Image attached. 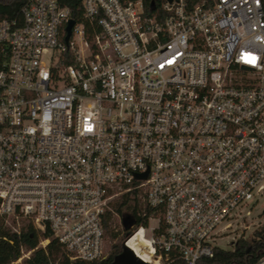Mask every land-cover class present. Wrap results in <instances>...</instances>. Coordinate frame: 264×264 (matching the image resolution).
<instances>
[{"label":"built area","instance_id":"2783aa9c","mask_svg":"<svg viewBox=\"0 0 264 264\" xmlns=\"http://www.w3.org/2000/svg\"><path fill=\"white\" fill-rule=\"evenodd\" d=\"M82 6L75 20L25 0L0 19V227L48 229L70 260H100L105 213L136 191L150 261L127 238L134 259L206 264L226 238L233 250L264 206L262 0Z\"/></svg>","mask_w":264,"mask_h":264},{"label":"trees","instance_id":"16d2710c","mask_svg":"<svg viewBox=\"0 0 264 264\" xmlns=\"http://www.w3.org/2000/svg\"><path fill=\"white\" fill-rule=\"evenodd\" d=\"M58 3L68 8L72 18L78 20L83 10V0H57ZM144 10L148 14H154L160 9L166 0H141ZM25 0H0V19L19 18ZM264 11V0H262ZM63 40V36L61 37ZM68 56V53H65ZM112 209L116 214L109 210L103 218L104 241L109 240L106 256L100 260L83 261L80 259L70 260L65 253L62 245L52 237L48 229L44 231L35 230L30 224L24 225L22 232L16 236L8 229L0 227V264H113L116 259L125 254L123 241L121 244L115 242L120 234L125 241L140 226L147 225V218L142 215L144 207L137 200L136 191L127 192L111 202ZM148 212V209H145ZM117 216L120 223L117 224ZM118 226L119 229L114 230ZM49 238L45 248L38 247L41 239ZM112 241H114L112 243ZM31 250L28 257L21 262H17L22 255V251ZM264 253V227L254 230L250 238H240L233 250L215 251L214 256L206 261V264H252L257 257ZM144 264V263H143ZM165 264H183L180 259L170 260Z\"/></svg>","mask_w":264,"mask_h":264},{"label":"rangeland","instance_id":"374dc122","mask_svg":"<svg viewBox=\"0 0 264 264\" xmlns=\"http://www.w3.org/2000/svg\"><path fill=\"white\" fill-rule=\"evenodd\" d=\"M117 218V224L120 223V218L119 216L116 217ZM246 225L249 226L247 229H244L242 231V234L246 236V238H250L251 235L253 234L254 230H258L261 227H264V206H261L259 208H257L255 215H253L252 220H248L246 221ZM119 229L118 226L114 227V230ZM148 234H150V231H148ZM230 237V236H228ZM121 241H123V245H124V240L121 238L120 234L117 236L115 242L121 244ZM227 238L226 240L221 241L220 245L222 248L226 249V250H230L233 248L231 243H227ZM114 241H112L113 243ZM111 244V241L109 240H105L104 241V245H105V249L108 250V245ZM125 246V245H124ZM22 260V259H21ZM21 260H18L17 262H21Z\"/></svg>","mask_w":264,"mask_h":264},{"label":"bare ground","instance_id":"6f19581e","mask_svg":"<svg viewBox=\"0 0 264 264\" xmlns=\"http://www.w3.org/2000/svg\"><path fill=\"white\" fill-rule=\"evenodd\" d=\"M136 254H138L144 261H150V256L147 249L149 248L148 239L141 234V231L134 232L126 242Z\"/></svg>","mask_w":264,"mask_h":264},{"label":"water","instance_id":"95a60500","mask_svg":"<svg viewBox=\"0 0 264 264\" xmlns=\"http://www.w3.org/2000/svg\"><path fill=\"white\" fill-rule=\"evenodd\" d=\"M73 24H74L73 19H69L66 23V26L64 28L65 35L63 37L64 43L68 42ZM143 263H144L143 261L134 259V257L131 254V251L127 249V247H125V254L121 255L118 259H116L113 264H143Z\"/></svg>","mask_w":264,"mask_h":264}]
</instances>
